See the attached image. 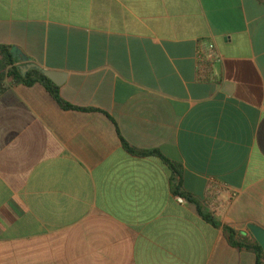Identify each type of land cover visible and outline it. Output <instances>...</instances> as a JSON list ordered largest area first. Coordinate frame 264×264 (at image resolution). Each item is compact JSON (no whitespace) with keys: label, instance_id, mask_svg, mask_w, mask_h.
<instances>
[{"label":"crops","instance_id":"1","mask_svg":"<svg viewBox=\"0 0 264 264\" xmlns=\"http://www.w3.org/2000/svg\"><path fill=\"white\" fill-rule=\"evenodd\" d=\"M0 45L72 107L0 94V264H258L264 0H0Z\"/></svg>","mask_w":264,"mask_h":264},{"label":"trees","instance_id":"2","mask_svg":"<svg viewBox=\"0 0 264 264\" xmlns=\"http://www.w3.org/2000/svg\"><path fill=\"white\" fill-rule=\"evenodd\" d=\"M22 84L25 86H32L34 84H41L44 86L52 98L64 109L72 108L68 104L64 103L58 93V88L51 85L50 81L39 72H30L28 74L22 75L17 66V58L10 47L0 45V94L9 89L13 85ZM123 147L133 155L145 156L147 154L157 155L156 152H138L131 149L125 142H123ZM173 176L175 175L178 179L177 192L176 194L182 199L191 201L190 197L184 195L180 192L179 180L182 176V168L176 164H169ZM172 176V177H173ZM173 180V179H172ZM198 213L207 221L211 222L214 226H217L213 219H210L209 215L204 214V211L198 206ZM225 237L228 243L234 248H246L252 251L257 258L258 264H264V255L261 247L257 242L249 243L245 239H241L235 231L225 227L224 228Z\"/></svg>","mask_w":264,"mask_h":264},{"label":"built area","instance_id":"3","mask_svg":"<svg viewBox=\"0 0 264 264\" xmlns=\"http://www.w3.org/2000/svg\"><path fill=\"white\" fill-rule=\"evenodd\" d=\"M197 79L199 82H213L215 79L213 69L222 61L220 54L212 43L199 44L197 52ZM182 203V199H178Z\"/></svg>","mask_w":264,"mask_h":264},{"label":"water","instance_id":"4","mask_svg":"<svg viewBox=\"0 0 264 264\" xmlns=\"http://www.w3.org/2000/svg\"><path fill=\"white\" fill-rule=\"evenodd\" d=\"M43 75L47 77L48 79H51L52 81H54L53 75L51 73H43ZM248 228L251 231L255 241L261 247L263 251V255H264V228L259 227L257 225H252V224L249 225Z\"/></svg>","mask_w":264,"mask_h":264}]
</instances>
